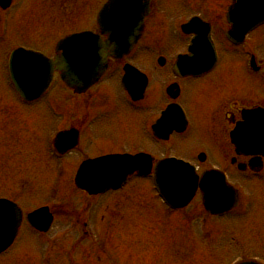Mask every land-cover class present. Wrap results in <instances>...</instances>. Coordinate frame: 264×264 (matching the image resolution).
<instances>
[{"label": "flooded vegetation", "instance_id": "af4514ba", "mask_svg": "<svg viewBox=\"0 0 264 264\" xmlns=\"http://www.w3.org/2000/svg\"><path fill=\"white\" fill-rule=\"evenodd\" d=\"M107 1L0 3V82L13 94H0V115L5 119L18 113L24 120L17 128L22 129L19 132H11L16 128H11L10 122H3L1 130L8 139L6 143L0 138V159L2 163L8 160L24 165L28 172L21 174L20 182L32 184L35 176L42 178L40 173H50L51 184H61L56 191L61 196L57 201L61 202H44L31 208L25 206L20 194L19 198L0 194V198L15 201L24 216L9 249H15L21 242L18 248L22 250L40 247L41 251L38 260L35 256L20 255L12 257L13 264H162L155 257L149 261L145 253L137 250L126 253L123 250L127 247L118 243L121 237L126 243V237L135 232L137 241L152 242L150 238L155 237L154 243L159 246L157 235L165 227V203L153 186L154 176L134 174L117 190L90 194L75 185L79 167L89 160L141 153L150 155L155 166L164 158L177 157L194 166L200 176L206 170L214 171L216 176L208 177V190L215 186L219 197L223 196L219 184L225 175L238 189V207L220 215L208 212V223L233 211L251 209L246 199L252 195L248 183L264 185V32L254 37L264 26L250 32L240 44L231 42L227 37L230 28L227 10L233 0H141L140 5L147 7L138 42L126 56L109 58L107 69L94 85L76 91L55 71L41 95L31 100L21 97L9 73L11 53L24 48L55 58L59 54V41L83 30H92L106 39L99 20ZM72 7L76 15L69 14ZM210 10L213 15H208ZM194 16L210 24L218 55L213 68L196 75L187 74L176 65L178 57L188 53L193 37L182 31V25ZM69 18L78 21L80 27L73 29L72 24L68 25ZM225 61H229L230 69H224ZM236 63H240V70ZM30 85L35 86V80ZM203 100L207 101L209 119L206 144L193 140L190 110L193 104L200 111ZM169 110L168 121L162 122ZM255 111L262 114L260 121L251 117L250 128H241L247 122L245 113ZM25 129H29L27 136L23 135ZM179 147L195 150L190 155L178 156L175 152ZM210 147L217 153L218 163L208 153ZM135 181L150 184L141 198L142 218L131 229H123L127 225L117 224L119 218L131 212L128 208L131 194L125 189ZM136 200L137 197L132 202L137 203ZM121 205L124 207L120 208ZM43 206L49 207L54 219L46 232L26 220L28 213ZM100 214L107 215L112 222L108 232L101 229ZM260 243L264 245V236ZM135 253L141 254L142 261L131 259ZM251 257L264 263V252Z\"/></svg>", "mask_w": 264, "mask_h": 264}, {"label": "rangeland", "instance_id": "374dc122", "mask_svg": "<svg viewBox=\"0 0 264 264\" xmlns=\"http://www.w3.org/2000/svg\"><path fill=\"white\" fill-rule=\"evenodd\" d=\"M73 12H75L76 15L77 11L74 7L69 9L70 15H72ZM208 15H213L211 10L208 12ZM77 22L78 21H73L72 18H69L68 25L72 24L73 29H77L80 27ZM259 32H257L254 37H258L259 34L262 35L264 30L261 29ZM154 58H156V56H154ZM228 62L229 61L224 62L227 64L224 69H230ZM236 68L238 70L241 69L240 63H236ZM1 93L7 96L8 93L10 96L13 95L9 88L5 87L0 82V94ZM206 104V100L201 102L200 111L195 105L190 104L194 124L192 134L195 138L193 140L203 144H206L205 138L209 127V119L205 108ZM16 111L19 112L18 110ZM6 121L12 123V126H10L11 128H16L11 130V132H19L22 131V129L17 128H19L20 123H23L24 120L21 119L18 113L16 116H9L5 119L3 115H0V138L7 143V134H5V131L1 130V127L4 125L3 122ZM26 122L28 123L30 121ZM25 131L23 135L27 136L29 134V129H25ZM193 146L196 147L197 144L193 143ZM193 150L195 149H191V147H179L175 154L178 156L190 155L193 153ZM209 150L208 153L210 152V154H212L213 161L218 163L217 153L212 150V147H210ZM1 155L0 153V157ZM9 162L10 161L7 160L5 163H2L0 159V194L10 195L16 198H19V194L22 195L21 198L27 208L40 205L44 202L55 203L59 197V200L61 199V196L57 195L58 192H56L57 185L51 184L53 176L48 177L50 173H40L41 176H43L42 178L35 176L32 184L27 181L26 183L20 182L21 177H23L21 174H26L28 171L25 170L24 165L20 163ZM24 170L25 172H23ZM49 178L50 181H48ZM248 184L249 187L247 188L251 191L252 195L251 197H246V199L249 200L251 209L238 210L221 219L213 218V220H209V223L208 217H204V234H201L198 229V225L203 222L200 215V213L203 212L202 202L201 199L198 198L194 201L193 205L183 210L181 213H173L167 208H163V223L165 227H163L159 237L157 235V240L159 242L158 247H156L154 243L156 242L155 237L150 238L152 242L137 241L138 238L135 232L126 237V243L124 237H121L118 243L127 247L123 250L126 253L130 252V250L133 252L137 250L145 253L143 255L146 256L149 261H151V258L155 257L159 262H163L164 264H233L237 260L242 259L244 255L246 257L249 255V258L254 255H260L264 252V245L260 243L261 236H264V185L259 183ZM149 186L150 184L147 181H135L125 189L131 194L130 201H128V208L131 209V212L127 216L122 214L119 218V223L117 224L127 225V227L123 229H131L132 225L139 223L141 220L138 221L139 218H142L143 211V201L141 198L143 197V192H146ZM72 187V185L69 186L71 193L73 192ZM25 191L31 193L21 194ZM127 192L125 194L126 198L128 197ZM136 197L137 203H133L132 200L136 199ZM123 207V205L120 206V208ZM98 219L102 231L108 232V229L110 230L109 224H112V222L108 221L109 217L107 215L103 217L100 214ZM105 219L107 222L104 221ZM112 232L113 231H110V233ZM124 233L125 232H122V234ZM127 234L129 233L127 232ZM117 237H119V235ZM129 241L131 242L129 243ZM39 248L40 247L29 251L22 250L21 248L13 249L6 254L0 255V264H13L12 262L14 259L12 257L20 255L35 256L38 260L41 252ZM132 258L133 261L135 259L137 261H142L141 254L139 253H135L134 256L131 254V259ZM127 261L132 263L129 259ZM137 264L142 263L137 262Z\"/></svg>", "mask_w": 264, "mask_h": 264}, {"label": "water", "instance_id": "95a60500", "mask_svg": "<svg viewBox=\"0 0 264 264\" xmlns=\"http://www.w3.org/2000/svg\"><path fill=\"white\" fill-rule=\"evenodd\" d=\"M135 2L129 0H110L103 9L102 16L107 17V29L109 33L107 40L103 41L99 35L86 31L69 36L63 40V44L59 48L67 49V54L58 56L55 62H48L43 57L36 54H27L28 59L36 64V69H53L55 66L63 73L64 79L71 85L76 87H87L93 84L104 71L108 57H121L126 54L136 41L134 35L141 26L143 15L139 12L140 7ZM230 20L233 23V29L229 33V37L234 40H241L244 35L259 24L264 23V0H237L231 11ZM198 22L193 19L190 24L184 26L188 32L191 26L196 25L199 30L196 42L192 47V55L181 58V63H207L208 60L204 56L208 55V27H201ZM204 26V25H203ZM202 30V31H201ZM204 31V32H203ZM134 32V33H133ZM133 33V34H132ZM132 34V36H131ZM212 49V48H210ZM18 56V55H17ZM19 58V57H18ZM23 56H21L20 61ZM31 63V62H30ZM33 64V65H34ZM23 68V67H22ZM27 89L22 88L26 93ZM255 119L260 121L262 114L256 113ZM113 162L111 181L106 184L113 186L121 182L134 170L149 172L151 169V161L146 158L128 157L122 159L107 160ZM172 161H165L156 168L157 178H163L165 184L174 180V175L191 176L192 172L188 168L178 167ZM194 180V179H193ZM171 184V183H170ZM188 196L193 195L196 183H189L180 180L172 183L173 186H179V191L184 192L186 187ZM194 186V189H193ZM174 189V188H173ZM176 190V187H175ZM190 196V197H191ZM205 199V197H204ZM186 197H182L185 202ZM231 204V201H229ZM8 205L12 209L11 219H5L6 223L0 224V251H3L12 241L16 232V227L20 222V214L9 204L0 203V212H3L2 206ZM50 219V217L48 218ZM240 264H256L254 262H243Z\"/></svg>", "mask_w": 264, "mask_h": 264}, {"label": "bare ground", "instance_id": "6f19581e", "mask_svg": "<svg viewBox=\"0 0 264 264\" xmlns=\"http://www.w3.org/2000/svg\"><path fill=\"white\" fill-rule=\"evenodd\" d=\"M129 184V183H128ZM21 244V242H19V244L15 247V249H17L18 248V246Z\"/></svg>", "mask_w": 264, "mask_h": 264}]
</instances>
